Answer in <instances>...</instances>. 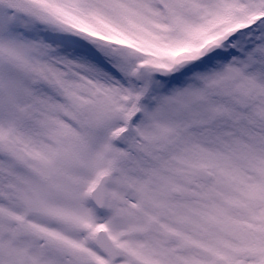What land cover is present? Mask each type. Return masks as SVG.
I'll use <instances>...</instances> for the list:
<instances>
[{
  "label": "snow or ice",
  "instance_id": "obj_1",
  "mask_svg": "<svg viewBox=\"0 0 264 264\" xmlns=\"http://www.w3.org/2000/svg\"><path fill=\"white\" fill-rule=\"evenodd\" d=\"M0 264H264V0H0Z\"/></svg>",
  "mask_w": 264,
  "mask_h": 264
}]
</instances>
